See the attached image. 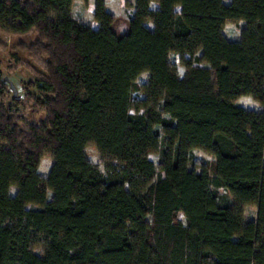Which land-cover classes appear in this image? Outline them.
<instances>
[{
  "label": "trees",
  "instance_id": "1",
  "mask_svg": "<svg viewBox=\"0 0 264 264\" xmlns=\"http://www.w3.org/2000/svg\"><path fill=\"white\" fill-rule=\"evenodd\" d=\"M73 1L0 0V28L35 31L28 49L45 57L39 96L26 94L37 122L10 112L0 68V264H264V0H134L125 30L105 0L82 25ZM143 72L158 105L132 98ZM89 145L111 159L104 172ZM194 149L213 156L209 173L190 168Z\"/></svg>",
  "mask_w": 264,
  "mask_h": 264
},
{
  "label": "rangeland",
  "instance_id": "2",
  "mask_svg": "<svg viewBox=\"0 0 264 264\" xmlns=\"http://www.w3.org/2000/svg\"><path fill=\"white\" fill-rule=\"evenodd\" d=\"M230 0H225L229 3ZM108 9L111 14L116 18L123 20L121 24V29L125 30L126 23L128 19H131L134 15L135 9L133 7L134 0H107L106 2ZM106 6V5H105ZM152 9H156L158 5L155 2L150 4ZM93 12L94 4H88V0H75L71 8V16L85 26H93ZM54 19V16H50ZM244 22L240 21L238 23H227L224 27L225 36L231 40H238L240 37V30L243 27ZM146 26L150 29L153 28L151 22L146 23ZM37 33L32 31L27 34L17 35L10 34L0 28V68L2 72V79L7 86V97L6 102L10 108V112L17 114L16 116L23 117L26 121H35L42 119L44 114L41 112L37 106L34 105L32 101H28L26 94L39 96L37 91V79L44 73L45 57L37 54L34 51H30L28 47L36 41ZM188 56L185 55L184 58ZM169 61L176 67L177 73L182 77L186 71L185 67L181 63L180 56L178 54H170ZM150 79V74L148 72L141 73L136 82L141 86L142 90L135 91L132 94V98L135 101H141L146 99L150 101L151 105H158L159 100L155 97L154 93H147L146 88L148 87ZM21 102L15 105V102ZM236 103L243 106L246 109L254 110L257 112L263 111V105L255 101L249 96H241L236 100ZM141 112V111H140ZM131 113L134 110L131 109ZM0 147H7V144L0 141ZM193 157L189 164L190 168L195 170L197 173L206 171L209 173V167L213 161V156L205 153L200 149H194L192 151ZM86 157L98 168L104 172L105 166L111 161L108 156H102L96 147L89 145L85 148ZM49 152L42 155L40 163L38 166V173L42 177H47L49 171ZM148 158L155 164H158L159 157L157 154H149ZM210 189H213L210 186ZM218 193L220 201L229 206L234 204L233 197L223 188L215 189ZM16 188L12 187L10 189V194L14 195ZM49 197L51 193L48 192ZM244 220H254L256 218V206L248 205L243 209ZM34 252L39 255L43 254L42 247H35Z\"/></svg>",
  "mask_w": 264,
  "mask_h": 264
},
{
  "label": "crops",
  "instance_id": "3",
  "mask_svg": "<svg viewBox=\"0 0 264 264\" xmlns=\"http://www.w3.org/2000/svg\"><path fill=\"white\" fill-rule=\"evenodd\" d=\"M106 2H107V0H105V5H106V7H107V4H106ZM75 3V0L73 1V4ZM156 3V2H155ZM73 4H72V6H73ZM88 4H94L95 5V0H88ZM157 4V3H156ZM158 5V4H157ZM108 10V9H107ZM109 12V11H108ZM70 14H71V12H70ZM73 17V16H72ZM76 20V19H75Z\"/></svg>",
  "mask_w": 264,
  "mask_h": 264
}]
</instances>
